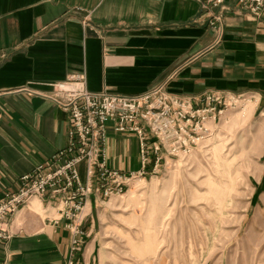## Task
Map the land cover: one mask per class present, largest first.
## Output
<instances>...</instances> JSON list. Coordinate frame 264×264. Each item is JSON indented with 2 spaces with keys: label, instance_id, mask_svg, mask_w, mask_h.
<instances>
[{
  "label": "crops",
  "instance_id": "crops-1",
  "mask_svg": "<svg viewBox=\"0 0 264 264\" xmlns=\"http://www.w3.org/2000/svg\"><path fill=\"white\" fill-rule=\"evenodd\" d=\"M216 34L201 0H0V199L68 145L69 114L49 98L55 84L85 74L93 93L134 96L164 81L171 93H232L264 101V14L226 1ZM169 77V78H168ZM174 78V79H173ZM108 166L140 169L135 136L110 130ZM86 181V166H80ZM101 196H90L78 264H100ZM50 194L9 222L0 264H67L73 222Z\"/></svg>",
  "mask_w": 264,
  "mask_h": 264
},
{
  "label": "rangeland",
  "instance_id": "rangeland-1",
  "mask_svg": "<svg viewBox=\"0 0 264 264\" xmlns=\"http://www.w3.org/2000/svg\"><path fill=\"white\" fill-rule=\"evenodd\" d=\"M169 86L192 109L174 112L175 130L161 121L143 177L119 196L99 195L100 264H264V101L181 97ZM141 162L139 146L135 172ZM84 210L73 223L83 242Z\"/></svg>",
  "mask_w": 264,
  "mask_h": 264
},
{
  "label": "built area",
  "instance_id": "built-area-1",
  "mask_svg": "<svg viewBox=\"0 0 264 264\" xmlns=\"http://www.w3.org/2000/svg\"><path fill=\"white\" fill-rule=\"evenodd\" d=\"M227 0H201L202 13L209 19V26L216 34L214 48L220 45L225 34ZM254 17L264 14V0H236ZM168 81L147 93L126 96L112 93H93L87 87L85 74H74L67 81L53 85L55 94L49 98L70 117L68 145L50 160L40 164L29 175L21 178L20 188L0 199V241L12 238L8 228L11 219L35 199L47 194L65 209V216L72 220L73 236L67 264H78L76 255L82 251L83 238L74 219L81 213L90 196L105 199L125 192L134 179L145 175L149 164L151 135L164 128H176L174 112L185 118L190 102L165 93ZM218 100L220 96L212 95ZM180 107L179 110L176 108ZM173 118V119H172ZM199 125L204 130V122ZM185 127H181L184 130ZM110 130L119 134L138 137L142 157V170L123 173L108 166ZM86 164V181L82 180L79 167Z\"/></svg>",
  "mask_w": 264,
  "mask_h": 264
},
{
  "label": "bare ground",
  "instance_id": "bare-ground-1",
  "mask_svg": "<svg viewBox=\"0 0 264 264\" xmlns=\"http://www.w3.org/2000/svg\"><path fill=\"white\" fill-rule=\"evenodd\" d=\"M210 122L209 121H205V124H204V128H207L209 126ZM150 195V194H149ZM149 199V198H148ZM151 200V199H150Z\"/></svg>",
  "mask_w": 264,
  "mask_h": 264
}]
</instances>
